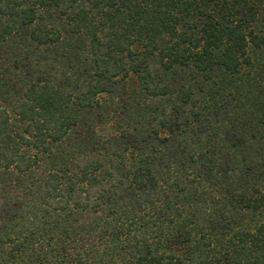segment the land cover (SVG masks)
Returning <instances> with one entry per match:
<instances>
[{
  "label": "trees",
  "instance_id": "1",
  "mask_svg": "<svg viewBox=\"0 0 264 264\" xmlns=\"http://www.w3.org/2000/svg\"><path fill=\"white\" fill-rule=\"evenodd\" d=\"M0 264H264V0H0Z\"/></svg>",
  "mask_w": 264,
  "mask_h": 264
}]
</instances>
